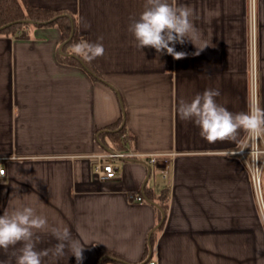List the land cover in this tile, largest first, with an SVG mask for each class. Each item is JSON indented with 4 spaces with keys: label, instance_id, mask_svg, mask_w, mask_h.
I'll return each mask as SVG.
<instances>
[{
    "label": "crops",
    "instance_id": "1",
    "mask_svg": "<svg viewBox=\"0 0 264 264\" xmlns=\"http://www.w3.org/2000/svg\"><path fill=\"white\" fill-rule=\"evenodd\" d=\"M28 2L75 15L105 52L90 61L101 75L94 79L59 60L58 27L27 28L26 39L0 35V215L31 206L67 227L83 247L79 264H101V252L138 264L160 227L145 264H264V154L259 194L247 134L210 144L177 111L211 88L228 110L246 112L254 77L264 107V0H174L195 10L198 30L195 45H175L186 53L180 60L136 47L128 28L145 0ZM121 117L131 149L160 156L121 160L118 178L104 179L99 156L112 150L98 135ZM146 188L169 190L158 228L155 206L129 199ZM36 235L38 250L57 243L49 232ZM11 251L0 249V261L15 264ZM43 264L78 262L65 249Z\"/></svg>",
    "mask_w": 264,
    "mask_h": 264
},
{
    "label": "clouds",
    "instance_id": "2",
    "mask_svg": "<svg viewBox=\"0 0 264 264\" xmlns=\"http://www.w3.org/2000/svg\"><path fill=\"white\" fill-rule=\"evenodd\" d=\"M194 17L195 10L186 4H176L174 0H145L143 11L138 19L132 20L128 31L133 35L137 48L150 47L158 54L180 60L185 58L186 53L176 51L175 45L186 40L194 44L198 31ZM99 39L102 40V37ZM204 48L198 49L196 54ZM74 52L91 61L103 56L105 49L102 43L84 41L74 46ZM218 96L219 90L205 89L191 101L179 104V117L198 127L200 136L210 144L234 142L243 130L249 138V143L243 147L250 148V155L258 159L264 154L260 148V141L264 140V107L261 106L258 83L246 112L233 113L217 102ZM38 232H49L57 240L55 246L38 250ZM0 249L5 253L11 249L10 255L14 257L15 264H43L44 257L50 253L56 257L64 256L65 249L76 257L78 264L83 258V247L71 238L69 229L49 224L47 217L31 206L16 208L10 213L5 210L0 215ZM0 264H11V260L0 261Z\"/></svg>",
    "mask_w": 264,
    "mask_h": 264
},
{
    "label": "trees",
    "instance_id": "3",
    "mask_svg": "<svg viewBox=\"0 0 264 264\" xmlns=\"http://www.w3.org/2000/svg\"><path fill=\"white\" fill-rule=\"evenodd\" d=\"M30 20L35 24H26L19 21ZM14 23L10 26H6ZM58 27L62 43L59 50V60L67 65L81 67L86 70L94 79H101L92 63L84 59L81 55L74 52V46L77 43L87 41L85 33L80 31L78 27L77 17L66 11H53L46 8L36 7L31 5L28 0H0V35L19 37L26 39L29 37L27 28L31 27ZM127 133V139L123 135ZM98 140L103 146L111 145L113 152H124L132 147L134 137L127 132L124 123V117L107 127L98 135ZM143 196L155 203L157 210L158 222L160 223L163 217H166L169 209V190L163 189L159 194L153 193L149 188L143 192ZM146 202H148L146 200ZM161 229H156L151 237L150 246L147 249L145 257L138 264H145L149 262L151 248L155 243L156 234ZM148 260V261H147ZM101 264H136L123 260L120 257L101 252Z\"/></svg>",
    "mask_w": 264,
    "mask_h": 264
},
{
    "label": "built area",
    "instance_id": "4",
    "mask_svg": "<svg viewBox=\"0 0 264 264\" xmlns=\"http://www.w3.org/2000/svg\"><path fill=\"white\" fill-rule=\"evenodd\" d=\"M254 47H255V42H254V37H253V58L255 61V52H254ZM256 89V77L253 78V93ZM128 135L125 133L123 135L124 139H127ZM264 150V149H262ZM157 154H142L137 152L134 149L128 148L124 152H110L107 154L100 155L99 158L100 163L98 165V173L99 175L104 178V179H116L119 176V169H120V163L121 160H135V161H144L147 164H152L155 163L158 159ZM253 163H254V183L255 187L257 189V192L260 194V187H261V166H260V160L254 159L253 158ZM5 168L0 166V178L5 175ZM129 199L134 202V203H145L146 200L141 194H134L130 193L129 194ZM150 264H155L154 262H151Z\"/></svg>",
    "mask_w": 264,
    "mask_h": 264
},
{
    "label": "water",
    "instance_id": "5",
    "mask_svg": "<svg viewBox=\"0 0 264 264\" xmlns=\"http://www.w3.org/2000/svg\"><path fill=\"white\" fill-rule=\"evenodd\" d=\"M19 22H21V23H26V24H35L34 21H30V20H23V21H19ZM12 24H14V23H10V24H8V25H6V26H10V25H12ZM150 175H151V169H149V176H150ZM146 200H147L149 203H151V204H153V205H156L155 203L151 202L148 198H146ZM163 222H164V218H163L162 221L157 225V228L160 227L161 224H162ZM151 252H152V249H151Z\"/></svg>",
    "mask_w": 264,
    "mask_h": 264
},
{
    "label": "rangeland",
    "instance_id": "6",
    "mask_svg": "<svg viewBox=\"0 0 264 264\" xmlns=\"http://www.w3.org/2000/svg\"><path fill=\"white\" fill-rule=\"evenodd\" d=\"M255 169V168H254Z\"/></svg>",
    "mask_w": 264,
    "mask_h": 264
}]
</instances>
